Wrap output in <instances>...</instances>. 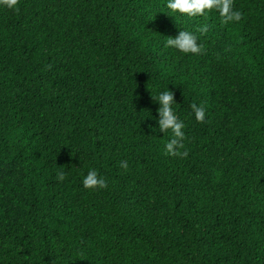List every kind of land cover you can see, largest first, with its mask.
<instances>
[{
  "label": "trees",
  "instance_id": "obj_1",
  "mask_svg": "<svg viewBox=\"0 0 264 264\" xmlns=\"http://www.w3.org/2000/svg\"><path fill=\"white\" fill-rule=\"evenodd\" d=\"M163 5H0V264H264V0L228 24ZM183 30L199 54L165 47ZM166 89L187 157L155 122Z\"/></svg>",
  "mask_w": 264,
  "mask_h": 264
},
{
  "label": "clouds",
  "instance_id": "obj_2",
  "mask_svg": "<svg viewBox=\"0 0 264 264\" xmlns=\"http://www.w3.org/2000/svg\"><path fill=\"white\" fill-rule=\"evenodd\" d=\"M19 0H0V5L8 9L18 10ZM164 10L170 17L176 20L196 19L218 15L222 23L239 22L242 18L239 11L234 10V0H164ZM165 12V11H161ZM205 31V29H201ZM165 47L175 49L181 54H199L201 46L198 43V36L192 31H179L175 37L166 39ZM152 93V92H151ZM153 100L159 105L155 122L158 125V131L164 134H170V139L164 144L165 153L169 156L187 157V151H181L185 147V124L179 118L175 106L178 105L174 99V93L168 89L152 94ZM194 118L197 122L203 123L206 117V110L196 104L191 105ZM151 127V126H150ZM122 167H127L122 164ZM56 179L63 181L64 172L57 174ZM82 186L86 190L105 188L106 180L99 176L96 170H89L82 180Z\"/></svg>",
  "mask_w": 264,
  "mask_h": 264
}]
</instances>
